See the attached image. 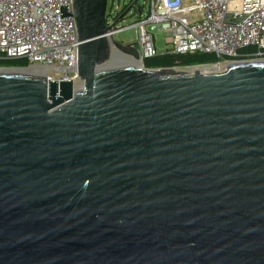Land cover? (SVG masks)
<instances>
[{
  "label": "water",
  "instance_id": "1",
  "mask_svg": "<svg viewBox=\"0 0 264 264\" xmlns=\"http://www.w3.org/2000/svg\"><path fill=\"white\" fill-rule=\"evenodd\" d=\"M105 9H62L81 87L0 72V264H264V60L145 68Z\"/></svg>",
  "mask_w": 264,
  "mask_h": 264
},
{
  "label": "built area",
  "instance_id": "2",
  "mask_svg": "<svg viewBox=\"0 0 264 264\" xmlns=\"http://www.w3.org/2000/svg\"><path fill=\"white\" fill-rule=\"evenodd\" d=\"M63 8L70 12L71 0H0V54L24 58L23 69H38L48 80L71 79L79 88L76 27L71 17L62 16ZM141 13L133 24L119 28L113 24L119 11L105 13V24L111 26L105 36L117 40L118 31L134 27L132 44L142 59L158 53L157 31L170 43L165 52L212 53L218 67L264 60V0H149L147 13ZM245 48L250 49L241 52Z\"/></svg>",
  "mask_w": 264,
  "mask_h": 264
},
{
  "label": "trees",
  "instance_id": "3",
  "mask_svg": "<svg viewBox=\"0 0 264 264\" xmlns=\"http://www.w3.org/2000/svg\"><path fill=\"white\" fill-rule=\"evenodd\" d=\"M250 49V48H249ZM242 49L241 52L249 50ZM217 59L212 53L193 52V53H168L162 52L142 59L145 68L159 67H188L195 65H205L216 62ZM27 61L24 58H4L0 54V67H24Z\"/></svg>",
  "mask_w": 264,
  "mask_h": 264
},
{
  "label": "rangeland",
  "instance_id": "4",
  "mask_svg": "<svg viewBox=\"0 0 264 264\" xmlns=\"http://www.w3.org/2000/svg\"><path fill=\"white\" fill-rule=\"evenodd\" d=\"M128 2L129 0H106V9H105L106 15H108L109 12L111 13H114L115 11L118 12L123 7V5L127 4ZM136 4L142 7L141 14L147 13L149 0H137ZM138 16L139 15L134 12V9H130L129 12L120 21L117 22L116 27L119 28V27L131 25L137 20ZM108 19L110 18L108 17ZM153 36H154V43L158 53L165 52L170 48V43L165 41L163 32L154 31ZM115 38L122 44L135 43L136 41L135 28L129 27L122 29L115 34ZM114 59L115 58L112 59L113 61L111 63H120V61L116 62V60Z\"/></svg>",
  "mask_w": 264,
  "mask_h": 264
},
{
  "label": "bare ground",
  "instance_id": "5",
  "mask_svg": "<svg viewBox=\"0 0 264 264\" xmlns=\"http://www.w3.org/2000/svg\"><path fill=\"white\" fill-rule=\"evenodd\" d=\"M114 60L120 61V63H132L133 67H139L141 65L140 61L134 60L133 58H130L129 56H124L119 53H115ZM113 61V60H112ZM111 64H117V63H111ZM109 66V65H107ZM223 67H218L217 64H208V65H198L194 67H175V71H186L188 73H193L194 71H200V72H206V73H216L222 71ZM0 72H18V73H25V74H31V75H39L41 76V73L38 69H29V68H0Z\"/></svg>",
  "mask_w": 264,
  "mask_h": 264
},
{
  "label": "flooded vegetation",
  "instance_id": "6",
  "mask_svg": "<svg viewBox=\"0 0 264 264\" xmlns=\"http://www.w3.org/2000/svg\"><path fill=\"white\" fill-rule=\"evenodd\" d=\"M131 1H132V0H129V2H128L127 4H124V5H123V7L119 10V14L121 13V11H123V10H124V9H125L130 3H131ZM130 9H135V5L133 4L132 7H131ZM130 9H129V10H130ZM129 10H128V12H129ZM128 12H127V13H128ZM127 13H126V14H127ZM126 14H125V15H126ZM125 15H124V16H125ZM124 16H123V17H124ZM123 17H122V18H123Z\"/></svg>",
  "mask_w": 264,
  "mask_h": 264
}]
</instances>
